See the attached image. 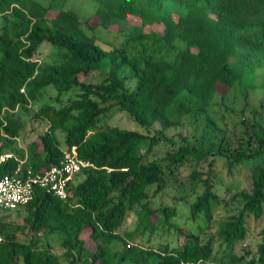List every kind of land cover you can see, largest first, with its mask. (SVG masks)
I'll use <instances>...</instances> for the list:
<instances>
[{
	"label": "trees",
	"instance_id": "obj_1",
	"mask_svg": "<svg viewBox=\"0 0 264 264\" xmlns=\"http://www.w3.org/2000/svg\"><path fill=\"white\" fill-rule=\"evenodd\" d=\"M42 1L0 0V152L26 153L24 166L40 170L58 163L62 149L74 145L86 164L80 171L84 176L69 182L65 197L36 187L22 206L23 223L0 219V264H18L20 257L21 264H264V223L254 252L235 251L249 235L248 219L264 214V156L254 161L264 155V138L254 150H232L224 133L214 149L182 133L178 141L166 134L177 124L168 107L178 95L187 97L180 100L189 102L186 110L196 112H204L218 86L225 92L239 87L245 105L250 103L256 70L264 67V0H94L92 14L99 18L94 25L74 8ZM54 8L49 17L48 10ZM131 14L140 24H130L123 43L103 40L84 28L118 23L124 30L122 24ZM152 22H162V31L143 30ZM42 42L57 45L64 56L40 62L36 54ZM149 42L163 51L175 48L174 55L155 54ZM93 70L102 72L98 81L82 77ZM48 85L55 93L33 113L45 127L24 148L17 139L23 123L14 110L37 101V89ZM262 87L264 93V78ZM73 89L75 94L64 99ZM263 99L264 94L262 106ZM109 109L126 112L142 127L158 122L159 128L149 134L101 124ZM249 124L256 128V121ZM160 141H170L171 146L149 158ZM216 156L228 169L252 162L250 188L238 189L225 201L226 206L231 203L226 215L215 218L223 199L211 168L194 167L189 172L190 192L174 194L173 203L156 201L168 186L167 172L204 161L212 166ZM15 164L10 159L0 171ZM179 199L196 229H181L170 221L178 217ZM130 211L135 227L121 233ZM158 226L175 228L182 241L145 246L129 240ZM18 231L26 239H18ZM39 234H55L62 251L53 250L49 240L39 246Z\"/></svg>",
	"mask_w": 264,
	"mask_h": 264
},
{
	"label": "rangeland",
	"instance_id": "obj_2",
	"mask_svg": "<svg viewBox=\"0 0 264 264\" xmlns=\"http://www.w3.org/2000/svg\"><path fill=\"white\" fill-rule=\"evenodd\" d=\"M46 1L47 0H43L42 2ZM55 2L58 3V6H55V8L59 7V5L63 7H71L79 12L82 19L89 17V25H94L99 20L98 16L92 14L96 8L94 0H56ZM55 8L48 10L47 15L49 17H52L55 14ZM130 24L139 25L140 18L136 15H129L127 20H125V22L122 24L124 30H119L118 23H112L107 28L101 27L99 25L94 26V28H90L89 26H84V28L90 34H95L103 40L114 43H123L127 36L125 31L128 30ZM162 29V22L147 23L143 26L144 31L155 30L161 32ZM149 47L152 48L150 42ZM152 51L155 54L163 53L167 57H172L174 55L175 48H170L168 51H163V49H160L159 46H156L152 48ZM36 56H38L40 62H52L63 57L64 50L57 45H53L48 42H42L38 48ZM101 76V71L93 70L88 75H83L82 77H85L86 80L98 81ZM263 78L264 67H260L256 70V86L249 89L248 100L250 103L248 105H245L243 93L239 87L231 88L225 92L226 88L224 86H218L217 92L211 98L204 112L186 110L185 106L189 105V102L184 101L185 104H181L180 100L187 99V97L184 95H178L176 101L168 107L169 115L176 119L177 124L167 128L166 134L178 141L180 139V133H182L190 140L195 141L198 145L214 149L218 144L221 133H224L226 139L231 145L229 149H256L259 146L260 137L264 138V106L259 104V100L264 94L262 87ZM75 91L76 89L68 91L64 95V99H66L68 96H73ZM224 92L225 94H222ZM54 93L55 89L52 85L39 88L37 89V94L39 96L37 101H31L28 105L19 106L16 110H14L16 116H18L23 123L22 132L18 137L19 139L17 138L18 141L23 140L22 143H25L29 138H34L37 132L41 131L45 127V122L39 118H34L33 113L40 103H43ZM253 105H257L256 111L251 110ZM252 121H256L257 123L256 128L253 130L249 124ZM103 122L115 124L121 127L138 129L149 134L154 132V128H159L158 122L154 123V125L149 128L142 127L126 112L113 109L107 110L105 116L102 117L100 121L101 124ZM249 136H251V138H249ZM36 140L40 142L39 138H36ZM169 142L166 143L165 141H160L156 143L148 154V157L151 158L153 156L162 155L165 150L171 146V143L169 144ZM263 156L264 155H260L256 157L254 161L262 160ZM194 167L203 170H210L211 168L210 173L213 176L216 191L223 199L221 205L215 210L216 219H220L229 212L227 209L231 206V203H229L227 206L224 205V203L225 201H231V196L235 191L241 188H250V173L252 168L251 161L237 163L231 169H228L224 163V159L221 156H216L212 166H208L207 161H204L198 165H195L194 163L185 164L184 166L179 167L177 171L175 170L173 174L167 172L168 186L160 196L156 197V201L158 200L165 203H173L174 201H172L171 197L174 194L190 192L191 188L189 183V172ZM83 176L84 174L79 172L74 176L73 180L78 181ZM176 203L179 214L176 219H171L170 221L180 225L181 229H196V222L190 220L187 217V205L184 204L180 199ZM24 214L25 211L23 207L8 210L0 209V219L11 221L13 223H23ZM248 222L250 225V232L246 238L245 244H239L235 247V251L238 254H244L246 249H250L252 252L255 251L256 243L259 240L258 230L264 223V214L258 219L250 217ZM134 227L135 214L133 211H130L125 217L123 224L119 228V231L124 233L125 231L133 230ZM87 233L88 230L83 232V237L86 239ZM16 236L20 240L26 239V235L20 231L17 232ZM37 236V244L39 246H45L46 241L49 240L53 245V250L58 253L62 251L55 234L47 235V237L43 234H39ZM182 239L183 235L178 233L175 228L169 229L167 227L158 226L153 231H139L134 235L133 238H130L129 240L145 246H156L163 241H168L172 245L178 244L182 241ZM18 262V264L22 263L21 257L19 258Z\"/></svg>",
	"mask_w": 264,
	"mask_h": 264
},
{
	"label": "built area",
	"instance_id": "obj_3",
	"mask_svg": "<svg viewBox=\"0 0 264 264\" xmlns=\"http://www.w3.org/2000/svg\"><path fill=\"white\" fill-rule=\"evenodd\" d=\"M15 159L16 164L11 170L0 171V209H16L24 206L34 195L36 187L65 197L67 187L74 176L79 173L85 161L77 156L75 146L62 149L58 163L47 168L34 170L25 167L26 153L18 156L13 150L0 152V165L8 164ZM3 235L0 233V241Z\"/></svg>",
	"mask_w": 264,
	"mask_h": 264
},
{
	"label": "crops",
	"instance_id": "obj_4",
	"mask_svg": "<svg viewBox=\"0 0 264 264\" xmlns=\"http://www.w3.org/2000/svg\"><path fill=\"white\" fill-rule=\"evenodd\" d=\"M18 139H19V138H18ZM22 141H23V140L18 141V142H19V144H20L21 146H23L24 148H26L25 145H24V143H22Z\"/></svg>",
	"mask_w": 264,
	"mask_h": 264
}]
</instances>
